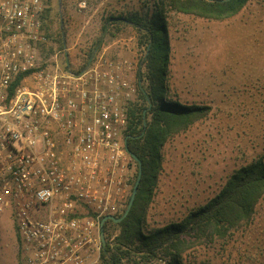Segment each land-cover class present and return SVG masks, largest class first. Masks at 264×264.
<instances>
[{
  "label": "built area",
  "instance_id": "2783aa9c",
  "mask_svg": "<svg viewBox=\"0 0 264 264\" xmlns=\"http://www.w3.org/2000/svg\"><path fill=\"white\" fill-rule=\"evenodd\" d=\"M45 1L0 0V213L17 264H100V219L130 195L133 65L101 54L75 71L66 49L44 60Z\"/></svg>",
  "mask_w": 264,
  "mask_h": 264
},
{
  "label": "rangeland",
  "instance_id": "374dc122",
  "mask_svg": "<svg viewBox=\"0 0 264 264\" xmlns=\"http://www.w3.org/2000/svg\"><path fill=\"white\" fill-rule=\"evenodd\" d=\"M153 1L51 3L56 29L60 28L64 35V48L75 68L85 67L101 54L127 59L134 65L131 81L137 90L122 100L127 116L129 105L137 101L141 84L145 85L138 80L145 49L138 45L135 27L124 18L151 12ZM83 2L85 7H81ZM250 11L255 13L249 14ZM263 12L264 0H249L238 14L226 19L176 11L167 15L171 45L169 94L182 103L209 106L210 110L206 117L173 135L164 145L163 168L147 202L149 227L183 219L214 198L236 170L264 159ZM249 18L256 24L249 25L251 33H246ZM136 174L137 165L131 160L128 200ZM128 200L116 212L123 213ZM116 232L111 226V235ZM15 236L11 212L0 213V264H15L20 256ZM184 262L264 264V198L248 221L224 238L195 245L185 252ZM163 263L160 260L157 264Z\"/></svg>",
  "mask_w": 264,
  "mask_h": 264
},
{
  "label": "trees",
  "instance_id": "16d2710c",
  "mask_svg": "<svg viewBox=\"0 0 264 264\" xmlns=\"http://www.w3.org/2000/svg\"><path fill=\"white\" fill-rule=\"evenodd\" d=\"M248 2L154 0L151 12L133 13L124 18L135 27L138 45L145 49L138 72L139 82L145 85L141 84L137 101L129 105L124 132L128 150L138 158V161L132 159L137 165L136 180L140 167L142 176L128 215L120 222L108 220L104 225L106 244L102 246L100 264H157L160 260L163 264H185L186 251L197 244L226 237L251 218L256 205L264 198V159L260 158L236 170L214 198L191 210L183 219L158 227L147 225V202L163 168L164 145L173 135L206 117L210 110L209 106L182 103L169 94L171 45L167 15L176 11L208 19H226L238 14ZM51 3L52 0L45 1L42 15L48 38L44 60L65 47L64 35L60 28L56 29ZM61 61L68 62L65 56H61ZM124 212L112 215L121 217ZM111 226L117 231L113 236Z\"/></svg>",
  "mask_w": 264,
  "mask_h": 264
},
{
  "label": "water",
  "instance_id": "95a60500",
  "mask_svg": "<svg viewBox=\"0 0 264 264\" xmlns=\"http://www.w3.org/2000/svg\"><path fill=\"white\" fill-rule=\"evenodd\" d=\"M126 149L128 151V153L130 154V156L135 160V161H138V158L137 156L130 152L127 148V145H126ZM141 176H142V169L140 167V170H139V174H138V177H137V180L134 184V187H133V191H132V194H131V197H130V200H129V203H128V206H127V209L125 210L124 214L121 216V217H116L112 214H108V215H105L101 221H100V225H99V229H100V238H101V241H102V244L103 246L106 244V239H105V231H104V225L106 223V221L108 220H113L114 222H120L122 221L129 213L130 209L132 208V205L134 203V200H135V197H136V194L138 192V189H139V184H140V181H141Z\"/></svg>",
  "mask_w": 264,
  "mask_h": 264
},
{
  "label": "crops",
  "instance_id": "0c3cea01",
  "mask_svg": "<svg viewBox=\"0 0 264 264\" xmlns=\"http://www.w3.org/2000/svg\"><path fill=\"white\" fill-rule=\"evenodd\" d=\"M255 13V11H250L249 12V14H254ZM264 13V12H263ZM263 17V16H262ZM261 23V22H260ZM264 22H262V24H263ZM252 24H256L254 21H252V19L251 18H249V21H248V26L250 25H252ZM249 26V27H250ZM247 28L246 29V33H251V30H252V28L250 27V28ZM249 37L251 36V34H249L248 35ZM64 49H66V51L64 52V56L66 57V59H67V61H68V64L70 65V68L72 69V70H78L79 69V67H77V68H75L74 67V65L72 64V62L69 60V52L67 53V51H68V49L67 48H64ZM133 67H134V65H133ZM132 73H133V71H132ZM132 73H131V75H132ZM131 79H132V77H131ZM15 240H16V244H18V238H16V236H15ZM18 250H19V246H18ZM19 258V257H18ZM18 263V259L15 261V264H17Z\"/></svg>",
  "mask_w": 264,
  "mask_h": 264
}]
</instances>
